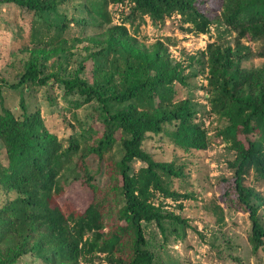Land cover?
I'll use <instances>...</instances> for the list:
<instances>
[{
  "label": "trees",
  "instance_id": "trees-1",
  "mask_svg": "<svg viewBox=\"0 0 264 264\" xmlns=\"http://www.w3.org/2000/svg\"><path fill=\"white\" fill-rule=\"evenodd\" d=\"M110 1L127 7L126 14L122 9L119 23L84 35L90 53L72 75L45 72L51 51L41 43L58 51L57 39L43 37V28H34L30 37L35 45L24 70L15 81L0 77V94L5 87L21 93L18 111L5 103L0 106V139L6 152V160H0V192L8 195L0 203V264H17L26 255L44 264H95L101 260L156 264L146 226L155 223L164 238L173 221L191 226L187 218L157 203L156 197L161 194L178 202L195 195L169 185L172 178L186 176L177 158L158 157L146 144L157 138L187 152L208 148V129L197 119L202 109L194 102L193 89L200 74H206L208 81L210 112L225 123L223 131L231 137L235 151L229 161L233 176L224 195L227 203L248 213V241L258 252L264 247L260 214L264 198L245 177L252 170L256 183H264V64L243 66L232 46L217 39L188 56V61L175 60L166 40L158 38L147 44L137 33L145 15L160 22L179 14L184 22L190 17L196 20L188 31L208 33L213 25L217 29L225 26V31L259 43L256 54L264 57V0ZM0 3L34 13L58 7L49 0ZM67 20L62 28L68 26ZM87 60L92 62V79L85 75ZM137 69L145 70L147 77L128 82L127 73ZM51 80L60 83L65 94L75 95V108L94 107L88 113L90 119L73 112L82 131L65 140L48 128L36 98L29 103L23 96L26 89ZM168 84L173 85L172 100L158 88ZM100 114L106 129L94 137L93 121ZM91 159L100 164L107 161L105 185L97 182ZM136 160L142 163L138 168L133 165ZM80 179L89 189L88 196L80 191L81 184L73 185ZM219 245L229 254L236 249L231 240ZM231 258L239 260L235 255Z\"/></svg>",
  "mask_w": 264,
  "mask_h": 264
},
{
  "label": "rangeland",
  "instance_id": "rangeland-1",
  "mask_svg": "<svg viewBox=\"0 0 264 264\" xmlns=\"http://www.w3.org/2000/svg\"><path fill=\"white\" fill-rule=\"evenodd\" d=\"M49 1L58 6L56 11L34 13L15 4L0 3V77L15 81L24 70L35 45L30 37L34 28H43L41 30L45 32L39 31L43 37L57 39L55 46L58 51L41 43L48 52L51 51L50 59L45 62V72H57L64 77L72 75L80 62L86 60V56L90 53V51L86 52L85 46L88 43L82 39L84 35L96 34L109 24L119 23L128 9L124 8L123 4H114L110 0ZM122 9L125 11L123 15ZM65 20L69 24L62 28V22ZM80 23L82 25H79ZM126 24L130 26L129 23ZM195 24L194 18L190 17L184 22L176 14L167 16L160 22H154L145 15L137 36L147 44L158 38L166 40L172 59L175 60L188 61V56H195L198 50L206 48L208 42L217 39L232 46L235 53L242 57L243 66L250 68L264 64V57L256 54L259 43L249 37H239L235 31H225L223 29L226 28L225 26L217 29L216 25H213L208 33H196L186 29L194 27ZM130 29L133 32V28ZM86 62L85 75L92 79L90 71L92 62L90 60ZM146 77L147 73L143 69L131 70L127 73V80L130 83H137ZM196 81L197 87L193 89L194 102L199 109H202L197 119L204 122L208 129L210 140L208 148L187 152L157 138L148 140L146 144L158 157L165 160L177 158V161L184 166L186 176L172 178L169 185L178 192H192L195 195V198L181 199L178 202L161 194L156 197L157 203L162 202L167 210L187 218L191 226L183 227V224L173 221L168 224L167 238H164L155 223L147 225V238L157 254L155 262L156 264H264V247L254 252L248 241L251 228L248 213L241 208L236 209L233 204L230 205L231 203L226 201L224 190L228 186V180L233 176L229 161L234 159L235 151L230 146L231 137L223 131L225 123L218 122L210 112L206 99L208 83L206 74L198 75ZM158 88L167 99L174 98L172 84ZM3 91V95L0 94V106L5 103L18 111L20 91L9 87H5ZM23 96L29 103L36 98L48 128L64 140L71 133L80 134L82 131L73 118V112L80 118L90 119L91 115L88 113L94 109L92 104L75 108V95L65 94L63 86L53 80L47 85L26 89ZM93 122L97 131L94 137L102 135L106 129L104 115L100 114ZM92 141L93 139H90L89 142ZM0 160L2 162L6 160L1 139ZM91 164L97 182L105 185L108 181L107 161L100 164L91 159ZM141 164L136 160L133 165L138 168ZM245 179L247 183H252L264 198V183H256L252 170L247 172ZM81 180H76L73 185L81 184L80 191L88 196L89 189ZM7 197V194L0 192V203ZM261 203L260 214L264 219V199ZM178 204H182V208ZM223 240H231L236 246L231 254L225 251L223 245H219ZM234 255L239 258L238 261L231 258ZM17 264L44 263L32 255H26ZM95 264L109 263L101 260Z\"/></svg>",
  "mask_w": 264,
  "mask_h": 264
},
{
  "label": "built area",
  "instance_id": "built-area-1",
  "mask_svg": "<svg viewBox=\"0 0 264 264\" xmlns=\"http://www.w3.org/2000/svg\"><path fill=\"white\" fill-rule=\"evenodd\" d=\"M177 15H179V14H177ZM180 16V15H179Z\"/></svg>",
  "mask_w": 264,
  "mask_h": 264
}]
</instances>
